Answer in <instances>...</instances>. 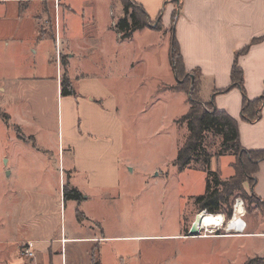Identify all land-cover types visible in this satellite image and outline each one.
<instances>
[{
	"label": "rangeland",
	"instance_id": "374dc122",
	"mask_svg": "<svg viewBox=\"0 0 264 264\" xmlns=\"http://www.w3.org/2000/svg\"><path fill=\"white\" fill-rule=\"evenodd\" d=\"M118 1L121 4V0ZM69 2L75 11H80L77 16L64 18V35L71 38L69 47L74 54L70 75H97L95 64L101 58H113L114 50H119L117 44L113 43L117 34L112 30L108 32L111 15L118 11L112 9L110 0ZM52 5L47 11L41 7L36 10L37 33L42 36L45 29L47 37L52 34L53 10L58 8L55 0ZM65 6L60 9L64 10ZM80 14L84 15L86 21L80 20ZM45 18L48 22L44 21ZM147 29L156 35L142 33L135 36L132 42H121L123 54L127 53L135 62L127 73L124 71L123 74L121 69L116 70V65H112L106 75L99 76L111 90L113 88L112 95L123 109L125 118L126 136L119 157V185L91 197V200L83 203V208H78L100 222V229L94 228L90 232H103L104 235L121 238L91 242L89 249L93 253L96 250L99 252L102 264H122L117 260L113 262L112 258L116 259L117 256L123 259V264H244L248 260L255 264L264 259V204L252 197L243 198L238 190L230 195L228 205L232 211L235 200H242V220L246 225L242 232L227 233L224 228L228 219L222 221L221 226L211 227L212 232H206L205 228L200 230L198 236H188L190 224L197 214L203 212L199 210L195 198L204 191L205 177L211 180L215 172L218 180H226L233 174V160L242 155L229 151L215 155L220 138L206 134L204 144L212 153L207 171L195 161L188 163L183 170L172 164L176 150L187 135L186 124L179 118L189 108L186 93L176 87L186 86L188 79L183 77L177 80L169 71L166 47L171 37L170 30H164L158 19L150 21ZM22 37L20 48L27 50L30 57L34 56L30 65L23 64L22 72L31 71L36 78L48 76V79L9 82L3 85L6 91L0 92V112L8 116L6 123L0 117V233L5 237L11 236V228L22 222L29 209L39 213L37 208L40 202L47 203V210L55 213V217L48 220L53 221L49 226L55 227L59 222V207L55 202H58L63 184L72 175L69 165L72 148L65 146L58 149L57 145L44 144L48 135L52 136L58 128V91L54 79L57 51L52 39L35 42L27 33ZM98 38L103 40L102 51H87L82 55L81 48L87 50L89 46L86 44L95 43L94 40ZM31 47L36 48V54ZM141 59L147 64L140 63ZM59 66L62 75L65 68ZM188 73L190 76L198 75L193 70ZM173 90L178 93L166 99V105L170 108L168 114L161 113L165 106L157 107L152 112L148 110L147 101L151 96L153 99L161 98L162 94H171ZM30 109L39 112L36 123ZM23 114L27 118L22 121ZM28 168L34 174L43 172L41 175L46 190L34 186L38 182L32 178ZM7 170L16 173L10 177L6 175ZM208 171H211L210 175ZM73 181L87 188L81 175ZM244 188L249 194L247 184H244ZM85 192L91 194L88 189ZM74 207L75 202L72 201L66 205L67 225ZM4 247L10 257L13 246L8 244ZM67 260L68 264H72L69 254Z\"/></svg>",
	"mask_w": 264,
	"mask_h": 264
},
{
	"label": "crops",
	"instance_id": "0c3cea01",
	"mask_svg": "<svg viewBox=\"0 0 264 264\" xmlns=\"http://www.w3.org/2000/svg\"><path fill=\"white\" fill-rule=\"evenodd\" d=\"M55 1L58 8L53 10V30L52 34L47 37V29L44 30L43 36L37 33L36 10L40 7L45 11L50 10L54 0H0V92L6 91V87L3 85L9 84V82L48 79V76L36 78L31 71L22 72L23 64L30 65L34 56L30 57L27 50L20 48V44L23 41L22 36L26 33L30 37L32 36L30 39H34L35 42L45 38L52 39L54 50L57 51L54 59L56 66L54 79L56 92L58 91L56 95L58 128L56 133L53 131L52 136L48 135L44 144L57 145L58 149L65 146L72 148L69 161L72 175L66 184L75 187L82 194V199L81 201L72 199L65 201L62 199L61 189L58 202H55L59 207V222L53 228L49 226L53 221L48 222V220L55 217V213L47 210V203L40 202L37 208L40 210L39 213H33L32 209H29L22 222L19 221L20 223L11 228L10 237H5L0 233V264H68V254L72 264H95L94 257L99 264H102L99 252L96 250L93 253L89 249L91 242L101 243L108 239L121 238L120 236L110 237L104 235L103 232L100 234L90 232L91 229L95 230L94 228L100 229L101 224L90 214L79 209L83 208V203L91 200V197L99 196L119 185L121 164L119 157L124 147V136H126L125 118L123 109L116 102V97L112 95L113 88L111 90L99 76L106 75L112 65H116V70L121 69L123 74L124 71L127 73L135 65L131 56H128L127 53L123 54L121 42H132L135 36H140L142 33L156 34L149 32L147 27H143L133 31L130 36L121 38L115 28V22L122 15L123 6L118 0H110L112 9L116 8L118 13L111 15L108 32L112 30L117 34L113 43L117 44L119 50H114L113 58H101L99 63L95 64V71L98 72L97 75L95 74L96 76L92 73L90 77L84 73L71 76L69 68L74 54L69 47L71 38L64 35V18L65 16L66 19L77 16L80 11H75L69 0ZM132 1L142 6L150 21L159 19L164 30L170 29L172 13L176 12L173 33H175L181 50L185 71L198 70L200 72V98L204 101L211 100L214 106L226 111L238 121L239 142L244 149L263 150L264 100L261 104L259 119L254 122H246L239 117L242 102V92L239 88L231 87L225 91L221 90L230 84L229 74L235 60L242 70L246 97L253 100L264 93V0ZM65 4L69 7L65 6L64 10H61L60 7ZM83 16L80 14V20L86 21ZM44 21L48 22L46 18ZM82 24L84 27L85 22ZM254 38L259 40L248 45L247 50L239 54ZM62 39L65 41L62 42ZM160 39L166 42L162 37ZM85 41L86 39H84ZM94 41L95 43L86 44L89 46L87 50L81 48L82 55L87 51L94 53L102 51L103 40L98 38ZM92 46L95 48H91ZM166 48L168 63L169 48ZM31 50L36 54L35 47L34 49L31 47ZM10 51L13 53L9 54ZM60 57H64L67 62L65 70L75 90V95H60ZM141 62L146 63L143 59ZM176 92L178 93V91ZM176 92L173 90L171 94H162L161 98L157 97L156 99L151 96L147 101V103L149 102L148 110L152 112L157 110V107L165 106L161 113L168 114L170 108L167 107L169 105H166L168 104L166 99ZM28 106L30 107V105ZM30 111L32 110L30 109ZM37 113L39 112L32 111L34 123L38 120ZM25 118L27 116L23 114L21 120L23 121ZM17 124L22 125L21 123ZM257 165L258 169L254 173L256 182L253 192L264 200V159ZM7 171L10 177L16 173L11 170ZM28 171L33 175L32 178L38 182L34 186L46 190L47 186H45L41 175L43 172L34 174L29 168ZM79 175L84 177L83 182L87 188L81 187L73 181ZM86 189L91 191V194L85 192ZM71 201L75 202L76 207H74V211L71 213L72 218L67 225L65 209ZM1 224L0 226H2ZM26 242H30L34 247V255L30 258H24L20 254L22 245ZM8 244L13 246L10 257L4 247ZM112 259L114 263L117 260L123 264V259L119 256Z\"/></svg>",
	"mask_w": 264,
	"mask_h": 264
},
{
	"label": "trees",
	"instance_id": "16d2710c",
	"mask_svg": "<svg viewBox=\"0 0 264 264\" xmlns=\"http://www.w3.org/2000/svg\"><path fill=\"white\" fill-rule=\"evenodd\" d=\"M123 6L122 16L117 18L115 22V28L121 35V38H125L131 35L135 30L143 27H149L150 20L139 4L134 3L132 0H121ZM170 33L171 37L168 45V63L170 70L175 79H181L186 77L188 83L186 86H179L176 89L186 93L187 100L189 102V108L179 118V120L186 124L187 135L184 142L176 150V156L173 159L172 164L178 167L179 170L186 168L191 161L199 162L200 166L206 171L208 170V163L212 157V153L206 149L204 139L206 134H211L214 137L220 138L218 152L215 155H220L225 152H232L244 156H238L233 160L231 166L233 167V174L226 180H218V175L212 173V179L205 177V188L202 194L196 196L195 202L199 206L200 211L207 213H224V219L231 218L232 211L228 205L230 195L234 190H238L239 195L245 199L255 198L258 202L264 204V200L259 198L253 192V186L256 182L254 173L258 169V163L264 159L263 150H251L244 149L239 142L238 136V121L233 116H230L226 111L221 110L214 106L211 100H200V88L201 77L198 70V75L195 76L185 71L184 62L182 60L181 50L175 37L174 23L176 20V12L173 11L171 16ZM160 22V20L158 19ZM259 39H252L243 50L239 52L244 53L251 43L257 42ZM66 61L64 57H60V65L66 68ZM230 84L227 88L222 89L225 91L231 87H237L242 92V102L240 109V117L242 120L254 122L260 117L261 104L264 99V93L256 99L250 100L246 97V93L243 88V76L242 70L238 66L237 61L234 63L230 70ZM60 95H75V90L71 81L68 79L66 70L60 78ZM0 117L4 119L5 123L8 121V116L0 112ZM211 172V171H210ZM210 172L208 171L209 175ZM211 181L213 183H211ZM244 184H247L249 194L246 193ZM219 185H221L219 187ZM62 199L68 201L70 199L81 201L82 194L73 186L64 184L62 189ZM202 212V213H205ZM94 263L97 264V260L94 257ZM244 264H252V261L248 260ZM255 264H264V259H260Z\"/></svg>",
	"mask_w": 264,
	"mask_h": 264
},
{
	"label": "bare ground",
	"instance_id": "6f19581e",
	"mask_svg": "<svg viewBox=\"0 0 264 264\" xmlns=\"http://www.w3.org/2000/svg\"><path fill=\"white\" fill-rule=\"evenodd\" d=\"M238 210L239 211H242L241 210V207L238 206ZM205 212V211H203ZM201 214V213H200ZM221 219H222V213H203L201 215V221H200V224H199V228L200 230H203L205 229L206 232H212L211 231V227L213 226H216V225H220V222H221ZM239 220H241L240 217L237 216V214L235 215V220L232 222V223H229L227 225V228H226V232H242L244 229H239V225H237L236 223L239 222Z\"/></svg>",
	"mask_w": 264,
	"mask_h": 264
},
{
	"label": "built area",
	"instance_id": "2783aa9c",
	"mask_svg": "<svg viewBox=\"0 0 264 264\" xmlns=\"http://www.w3.org/2000/svg\"><path fill=\"white\" fill-rule=\"evenodd\" d=\"M238 206L241 207L242 211L238 210ZM232 211H233L232 216H231V218L228 221H226L224 229L226 230L227 225L229 223H232L235 220V215L236 214H237L238 217L241 218V220H239V222H237L236 224L239 225V229H245L246 225H245L244 221L242 220V216L244 214V210H243V202H242L241 199H236L235 200V202L233 204ZM224 220L225 219H224V216L222 214V219H221L220 225H218V226H221L222 223H223L222 221H224ZM228 233H234V232H228ZM20 254L24 258H30V257H32L34 255V247L32 246V244L30 242H26V244L22 245V248L20 250Z\"/></svg>",
	"mask_w": 264,
	"mask_h": 264
},
{
	"label": "water",
	"instance_id": "95a60500",
	"mask_svg": "<svg viewBox=\"0 0 264 264\" xmlns=\"http://www.w3.org/2000/svg\"><path fill=\"white\" fill-rule=\"evenodd\" d=\"M6 175H9V172L6 171ZM202 213V212H201ZM200 221H201V214H197L194 218V220L192 221V223L190 224V229L188 231V236H198L199 232H200Z\"/></svg>",
	"mask_w": 264,
	"mask_h": 264
}]
</instances>
